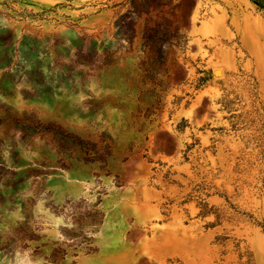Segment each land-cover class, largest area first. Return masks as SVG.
<instances>
[{
    "label": "rangeland",
    "instance_id": "obj_1",
    "mask_svg": "<svg viewBox=\"0 0 264 264\" xmlns=\"http://www.w3.org/2000/svg\"><path fill=\"white\" fill-rule=\"evenodd\" d=\"M0 264H264V0H0Z\"/></svg>",
    "mask_w": 264,
    "mask_h": 264
},
{
    "label": "water",
    "instance_id": "obj_2",
    "mask_svg": "<svg viewBox=\"0 0 264 264\" xmlns=\"http://www.w3.org/2000/svg\"><path fill=\"white\" fill-rule=\"evenodd\" d=\"M217 73V72H216Z\"/></svg>",
    "mask_w": 264,
    "mask_h": 264
}]
</instances>
